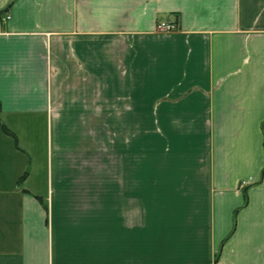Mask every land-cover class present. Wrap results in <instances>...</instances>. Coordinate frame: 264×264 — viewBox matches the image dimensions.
<instances>
[{
    "label": "crops",
    "instance_id": "crops-1",
    "mask_svg": "<svg viewBox=\"0 0 264 264\" xmlns=\"http://www.w3.org/2000/svg\"><path fill=\"white\" fill-rule=\"evenodd\" d=\"M7 13L0 264H264V0H0ZM103 126L203 128L202 144L191 161L166 137L159 166L84 165L104 159L81 151Z\"/></svg>",
    "mask_w": 264,
    "mask_h": 264
},
{
    "label": "rangeland",
    "instance_id": "rangeland-1",
    "mask_svg": "<svg viewBox=\"0 0 264 264\" xmlns=\"http://www.w3.org/2000/svg\"><path fill=\"white\" fill-rule=\"evenodd\" d=\"M160 23L157 24L156 30L161 33H172L178 30H163L159 29ZM88 137L86 144L81 145V151L86 153L91 152V148L96 149L97 152H103L104 159L99 161L94 159H84V165L89 166H105L110 167L115 162V154L117 153L119 159L126 157V154L134 155L136 167H155L159 166V157L165 148H160L161 140L167 137L164 144L172 148L175 153L183 150L185 154L192 156L195 144L197 141V134L203 128H188V127H114L103 126L98 128H88ZM93 131V133L91 132ZM175 139V140H174ZM174 140V142H173ZM199 144H202L198 142ZM39 147L42 146L40 142ZM173 145V146H172ZM166 147V146H165ZM166 147V149H169ZM160 148V150H159ZM160 151V152H159ZM207 151V150H206ZM205 155V154H204ZM207 157V155H205ZM192 158L189 159L191 161ZM206 160V159H205ZM200 161H202L200 157ZM180 162V161H179ZM202 163V162H201ZM207 164V160L205 161ZM171 167L175 165L171 162ZM180 166V165H179Z\"/></svg>",
    "mask_w": 264,
    "mask_h": 264
},
{
    "label": "built area",
    "instance_id": "built-area-1",
    "mask_svg": "<svg viewBox=\"0 0 264 264\" xmlns=\"http://www.w3.org/2000/svg\"><path fill=\"white\" fill-rule=\"evenodd\" d=\"M11 18V15L7 13L6 15H0V32H3V26L4 23ZM177 24L175 23H166V22H161L158 26L159 29L163 30H175L177 28ZM242 186L247 185V181H243ZM210 264H217V262H212Z\"/></svg>",
    "mask_w": 264,
    "mask_h": 264
},
{
    "label": "trees",
    "instance_id": "trees-1",
    "mask_svg": "<svg viewBox=\"0 0 264 264\" xmlns=\"http://www.w3.org/2000/svg\"><path fill=\"white\" fill-rule=\"evenodd\" d=\"M0 15H1V14H0ZM4 129H5V131H6L7 133L12 134L13 136H15V134H14L12 131H10L8 128L4 127ZM14 138H15L16 141H17L16 136H15Z\"/></svg>",
    "mask_w": 264,
    "mask_h": 264
}]
</instances>
